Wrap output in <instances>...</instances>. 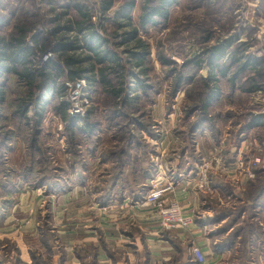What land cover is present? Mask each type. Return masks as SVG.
I'll return each instance as SVG.
<instances>
[{
    "label": "rangeland",
    "instance_id": "obj_1",
    "mask_svg": "<svg viewBox=\"0 0 264 264\" xmlns=\"http://www.w3.org/2000/svg\"><path fill=\"white\" fill-rule=\"evenodd\" d=\"M99 1L85 0L94 11L93 21L99 34L109 41V49L127 64L128 51L133 44L124 43L123 38L129 29L112 22L115 11L126 0H113V8L106 16L99 11ZM0 2L5 5L0 7V19L10 17L1 36L8 34L15 21L9 9L21 8V4L33 16L36 33L48 42L42 64L60 63L56 51L59 36L69 39L77 36L60 32L69 25L71 15H75L66 10L67 2ZM143 2L136 0L132 12L136 27ZM64 11L71 15L59 20L57 16ZM147 30L142 37L150 55L144 64L146 75H139L147 93L134 76L129 77L132 90L128 98L134 97L135 87L139 86L140 91L136 95L139 98L132 100L135 106L123 105L121 109L122 116L126 115L127 119L111 121L115 102L101 84L91 86L85 78L66 79L63 97L55 98L49 104L40 124L41 132L36 142L39 151L31 147V131L23 124L22 138L16 136L7 144L9 147L4 148L0 162V203L10 202L5 206V215L0 214V264H146L147 260L149 264H204L214 256L216 264H264V203L254 200L264 185V175H260L264 170V125L253 126L257 116L264 122V80L260 83L262 89L249 92L252 81L248 78L256 74L249 71L241 75L239 71L248 57L264 60V0H178L164 28L149 27ZM209 34L212 36L207 42L204 38ZM231 39L233 54H228L220 65L228 64L234 56L239 59L238 63L231 62L227 67L230 77L217 75L220 78L219 97L207 112L210 120L200 123L201 110L189 111L195 104L194 91L201 85L197 82L199 78L193 87L186 84L172 97L175 79L171 75L181 71L188 61L202 58L205 63L199 75L210 77L211 66L206 63L205 50ZM161 56L167 64L161 61ZM235 72L240 77L233 83L231 76ZM2 78L6 82L7 98L13 100L18 95V85L13 76L0 80ZM82 80H85L86 88H82L81 99L86 113L79 117L70 112L72 98L67 84L76 89ZM46 98L50 100V94ZM62 99L71 117L82 120L89 111L95 112V120L100 125L91 139L94 148L87 145L85 137L81 142L78 140L77 152L66 143L65 121L53 107ZM28 114L32 127L37 115L33 109ZM0 116V130H15L16 124L19 127V120L7 106L0 108ZM125 133L133 134V143L138 138L145 146L133 145L131 160L138 168L145 162L143 168L148 172L145 176L140 175L141 172L132 176L128 173L123 183L127 182L126 186L130 188L131 182L136 180L146 192L135 202L132 191L125 190V200L116 196L109 206L101 207L93 193L94 187L103 180L101 174H114L112 157L125 149ZM2 138L0 134V140ZM32 158L37 162L39 172L30 181L22 183L18 174L10 177L9 172L2 171L4 167L20 172L24 162H30ZM79 160L87 166L85 172L79 169ZM48 164L51 169H47ZM50 173L51 183L58 181L56 189L50 183ZM43 176L47 177L40 183ZM189 180L199 204L192 213L186 214L173 194L179 182ZM18 182L21 183L19 191H5V187L12 184L16 189ZM155 188L167 190L162 196L166 206L178 203L189 220L187 226L171 229L164 226L159 205L147 201ZM142 202L148 207L140 210L141 213L131 208ZM134 212L138 217L147 213L146 216L152 219L146 221L155 232L144 233L143 221L133 215ZM236 232L237 238L233 236ZM194 237L206 239L208 250L203 252L205 261L201 263L194 248L203 249L194 244ZM149 241L165 243V252L159 259L154 258ZM224 245L227 249H223Z\"/></svg>",
    "mask_w": 264,
    "mask_h": 264
},
{
    "label": "trees",
    "instance_id": "obj_2",
    "mask_svg": "<svg viewBox=\"0 0 264 264\" xmlns=\"http://www.w3.org/2000/svg\"><path fill=\"white\" fill-rule=\"evenodd\" d=\"M64 2H67V6L65 4L66 10L75 15L72 16L68 14L72 17L68 22L69 25H66L62 30L61 28L58 29V31L61 30V33H63L62 31L67 33L71 32L77 34V36H74L73 39H69L67 36H59L56 51L59 53L60 63L49 61L48 63L42 64L41 58L48 49V42L36 33V25L33 22V16L26 12L24 7L20 4L21 2L19 3L21 8L15 7L9 9V13L15 21L6 36L1 35L4 33V25L8 23L7 21L10 17L3 16L0 19V79L1 77L13 76L19 88L17 97L13 100H9L5 90L6 82L3 78L0 80V108H5L6 106L10 108L11 114L19 120L20 124L19 127L18 124H16L15 130H0V134L3 135V138L0 140V162H2L1 156L4 153V148L9 147L7 144L12 142L16 136L22 138L23 125L31 131V147L36 152L39 151V149L37 150L36 142L41 132L39 129L40 124L42 123L47 107H50L49 104H52L55 98L59 99L63 97L65 87L64 81L66 79L75 81L85 78L91 86L101 84L115 102L114 110L111 114V121H113V119H127L126 115L122 116L121 109L123 105L128 108L135 106L132 100L139 98V96L136 95L140 91V88H137L139 86L135 87L132 91L134 97H131V99L128 98L129 92L132 90L129 77L134 76L143 87L144 93H147L145 85L143 84V79L139 76L146 75L144 64L150 55L148 45L144 41L142 34H145L149 27L160 26L164 28L169 21L171 9L177 4L178 0H144L139 16V26L137 27L134 25L132 19V12L137 5L136 0H126L124 4L115 11L112 22L116 23V26L129 29L128 32L124 33L123 40L124 43L133 44V48L128 51L129 59L126 60L127 64L124 63L121 56L109 49V41L105 40L99 34L98 26L93 21L94 11H92L93 9L90 8L89 5H86L85 0H64ZM98 5L101 14L106 16V14L112 10L114 1L100 0ZM2 6L3 8L5 7V5H0V7ZM65 12L66 11L57 16L59 20L62 16L64 17L66 15ZM211 36L212 35L209 34L204 40L209 42ZM30 41L32 44H30ZM232 43V39L227 40L205 50L204 53L208 59L206 63L211 66L212 74L210 77L203 78L199 75L201 66L205 63L202 58L188 61L184 64L181 71L171 75L175 79L172 97H174L176 92H178L180 88L182 89L186 84L193 87L195 80L199 78L197 82H201V85H199L200 88L196 87L197 90L194 91L193 101L195 104L189 111L201 110L202 118H200V123H205L210 120V118L207 117V112L211 104L219 97L220 78L217 75H221L224 78L230 77L229 68L227 67L231 66V62L235 64L238 63L239 59L234 56L233 59L231 58L229 60L228 64H225L226 66L220 65V61L224 60L228 54H233L232 46L234 43ZM160 58L163 63L167 64L164 56ZM246 60V62H243L239 71L241 75L249 71L255 72V76L253 74L252 77L248 78L252 81L249 92H255L256 90L262 89L260 83L264 80V60L263 58L251 57H248ZM128 63L130 67H127ZM136 69H138V72L135 71ZM186 69H188L187 72ZM215 72L218 74H215ZM236 72L231 76V82L233 83L240 77V74ZM48 94L51 96L50 100L46 98ZM118 106H120V109ZM53 107L55 112L65 121L64 137L67 140H65L66 143L70 145L72 150H76L77 152L78 140L81 142V138L83 137H85L88 146L92 148L95 147L94 141L91 139L95 136L96 130L100 124L95 120L94 111H89L88 116L81 120L71 117L68 114V106L63 99L59 104ZM30 109L35 110V114L37 115V120L32 127H30L32 123L28 116ZM254 125H264L262 117H255L253 119V126ZM78 136L80 139L77 138ZM116 137H118V134ZM132 137L133 134L128 136L125 133V141L127 140L125 149H121L120 152L112 157L115 163L114 174L110 172L103 175L101 174V176L104 177L103 180L98 181V184L94 187L93 193L97 195V201H99L101 207L109 206L115 200L116 196H121V200H123L125 190L128 189L132 191V197L135 202L140 201L144 197L146 188L142 186L140 182L138 183L136 180L131 182L130 188L126 186L127 182L123 183L125 175H128V173V176H132V174L138 175L141 172L140 175L145 176L148 172L147 169L143 168L145 162H141L140 168H138L135 165V161L133 162L131 160V147H133V145H139L145 148L144 145H141V141H139L138 138L135 140V143H133ZM30 151L32 152L31 149ZM144 155V158H146L145 152ZM79 162L81 167L79 169L85 172L87 166H85L82 161L79 160ZM39 164L40 162L38 161V165ZM46 166L47 169H51L49 164ZM38 167L37 162L32 158L30 162H24L22 171L20 172H15V170L4 167L2 171L3 173L9 172L10 177H13L15 173L18 174L23 183L37 176L39 172ZM260 175H264V170ZM45 177L47 176H43V178L39 180L40 183L44 181ZM49 177L51 183V173ZM18 183L16 189L14 188L15 184L6 187L3 184V187L6 188L5 191H7V193L10 191H19L21 183ZM46 185H48V183ZM51 185L56 189L59 184L58 181H54ZM140 185L143 188H139ZM12 188L14 189L11 190ZM255 199L256 203H264V185L257 192L254 200ZM9 202L10 201H3L0 203L1 215L2 213L5 215L7 210L5 206H7ZM233 236L235 238L239 237L237 232L234 233ZM223 249H227V247L224 245ZM146 264H149L148 260Z\"/></svg>",
    "mask_w": 264,
    "mask_h": 264
},
{
    "label": "built area",
    "instance_id": "obj_3",
    "mask_svg": "<svg viewBox=\"0 0 264 264\" xmlns=\"http://www.w3.org/2000/svg\"><path fill=\"white\" fill-rule=\"evenodd\" d=\"M83 81V82H82ZM77 83L76 89H74L73 85L68 83L67 86L69 87L71 91V106H70V112L73 116H79L83 117L86 113V106L82 102V96L83 91L82 88H86L85 86V80H82ZM82 83V84H81ZM167 190L164 189H154L151 190V193L149 194L147 201L148 202H156L159 205V208L162 212L163 216V223L164 226L167 228H175V227H182L187 226L189 224V220L185 218V216L182 214L180 206L178 203L173 202L170 204V206H166L165 203L162 201V196ZM152 199V200H149ZM194 253L197 256L198 261L201 263L204 260V254L203 252L198 249L197 247L194 248Z\"/></svg>",
    "mask_w": 264,
    "mask_h": 264
},
{
    "label": "crops",
    "instance_id": "obj_4",
    "mask_svg": "<svg viewBox=\"0 0 264 264\" xmlns=\"http://www.w3.org/2000/svg\"><path fill=\"white\" fill-rule=\"evenodd\" d=\"M191 183V180L189 181H182V182H179L178 183V186L176 187V189L174 190V199H176L180 205L182 206V209L184 210V212L186 214H190L192 213V211L198 206L199 204V200H198V196L192 191L193 188H191L189 185ZM188 185V187H184L185 185ZM179 190V191H178ZM140 205L139 206H136L135 208H133L134 206H131L132 209H137V211L139 213L140 210L142 211L146 209V207H148L147 203L145 202H142V203H139ZM149 214V213H148ZM133 215H135L136 217H138V215L134 212ZM147 213H142L141 214V217H138L140 219V221L142 222V225H141V228L143 229L144 233H151V232H155V230H152V229H155V228H151L150 225L148 223V221L146 220H150L152 218H149L146 216ZM145 219V220H144ZM194 232H198L197 230H195ZM194 244L197 245V246H201L203 251L202 252H206L208 249H207V243L205 242V238H202V237H194ZM165 243H161L159 241V244H152L151 241H149V247L150 248H153L154 250V258H158L160 257V255L165 252L163 251L164 250V247H166V245H164ZM158 253V254H156ZM216 257V256H214ZM214 257H211L210 259H207V261L204 263V264H216L217 262V259L214 258ZM194 260V259H193Z\"/></svg>",
    "mask_w": 264,
    "mask_h": 264
}]
</instances>
